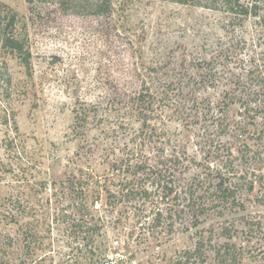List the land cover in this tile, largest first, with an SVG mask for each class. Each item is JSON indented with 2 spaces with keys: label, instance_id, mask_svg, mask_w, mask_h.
<instances>
[{
  "label": "rangeland",
  "instance_id": "1",
  "mask_svg": "<svg viewBox=\"0 0 264 264\" xmlns=\"http://www.w3.org/2000/svg\"><path fill=\"white\" fill-rule=\"evenodd\" d=\"M79 1L0 0V264H177L196 231L207 237L212 225L222 254L181 264H264V89L249 80L264 69V0L261 19L242 25L167 1L111 0L107 13L98 11L102 1ZM11 37L21 54L5 47ZM205 61L213 63L197 68ZM216 73L224 85L241 77L238 98L204 84ZM148 88L158 107L149 128L131 120L136 111L125 102ZM85 104L99 116L84 134L74 129ZM132 148L169 159L173 190L223 167L237 169L246 186L218 221L203 217L195 229L174 213L183 207L175 194L108 199L106 189L120 187L115 154ZM71 176L97 217L93 246L94 221L72 226L81 197L62 184ZM228 244L232 255H223Z\"/></svg>",
  "mask_w": 264,
  "mask_h": 264
},
{
  "label": "trees",
  "instance_id": "2",
  "mask_svg": "<svg viewBox=\"0 0 264 264\" xmlns=\"http://www.w3.org/2000/svg\"><path fill=\"white\" fill-rule=\"evenodd\" d=\"M28 3L33 4L35 0H27ZM72 4L77 3L78 0H68ZM102 1L99 5V12H108L110 10L111 0H96ZM160 1H167L171 3L180 4L183 6H193L197 8H204L214 11H221L231 15L232 20L237 22L239 25H242L245 20L250 17L259 18L261 19V8L260 5L262 0H250L249 2H245L244 0H160ZM79 4L87 5L88 8L90 7L89 0H80ZM264 22V18L261 19ZM15 24V17H12L9 25L12 27ZM5 47L21 54L23 52V46L18 39L15 37H11L5 43ZM207 63L212 62H204L197 66V68H201V70H207V67H210ZM203 67V68H202ZM259 67V66H256ZM252 68V67H251ZM251 73H248L246 76ZM256 73H252L254 78H249L252 84H256L261 86V89H264V69L262 72H258L257 76ZM206 81H204L205 85L207 83L211 87H218L219 85L228 86V99L234 100L238 98L240 95L234 93V88L237 89L238 86L245 84L241 77L239 76H231L227 79L225 85L223 84L224 81H218V73L216 74H207ZM257 80V81H256ZM158 86H160L158 84ZM148 93L141 94L137 96L133 101H125L127 102V109L128 111L134 112L136 114L134 116H130L131 120H134L136 117L137 121L143 123V127H150L151 120L154 119L158 107H156L157 99L154 93L150 94L149 92L151 89H147ZM241 91V93H243ZM240 93V94H241ZM245 95V94H243ZM243 98V97H241ZM246 99V96H245ZM87 104L85 105H78L75 109V125L77 132L86 133V125H90L89 122L97 118L99 114L96 112V108ZM225 106V103H224ZM247 109V108H246ZM98 119V118H97ZM243 128L242 126H239ZM239 128V129H240ZM242 130V129H240ZM241 138L244 136L242 134L239 135ZM238 136V137H239ZM169 159L162 157L159 159H151L146 152L142 148L136 149H129L128 151H119L118 154H115L114 161L111 163L110 168L113 174L117 175L119 178L120 187L113 193L111 190L106 189L107 197L110 200L116 198L117 196L125 198L126 201L132 203L137 199H146L150 200L153 192L160 191L165 192L164 196H170L175 194V198L178 201H181V206H183L179 211H174V213H178V218L185 222L192 224L194 223V228L198 229L200 226V219L201 218H211V222L218 221V215L222 214V209L226 206H230V201L234 204L237 202V195L239 191L244 189L246 185H243L241 181L243 179V174L240 175L239 171L233 167L231 164L232 169H216L210 171L209 175L199 176L198 180L196 181L195 186L187 187V191H180V187H178L179 191L172 189V187H168L167 176L173 177V165L169 164ZM232 163V162H231ZM75 176H71L68 178L64 183L63 186L67 190L69 195H74V198L81 197L80 202L73 207L74 219L71 221L72 226L75 225L76 228L79 229H86V226H91L93 228H97V217L94 215L93 209L88 203L85 201L83 202L82 199L85 198V192L80 191L82 188L78 181L74 178ZM166 181V184L162 186V184ZM254 184L251 183L248 190H254ZM177 188V187H174ZM155 190V191H153ZM180 203L178 204V207ZM173 214V213H171ZM160 216V215H158ZM89 220V221H88ZM176 219L174 218V224ZM174 224L172 226H174ZM212 230H210L209 235L206 237L205 230L198 229L195 233L196 243L195 247L192 250L182 251L180 255L181 257L177 258V264H181L182 260H191L196 259L200 261H206V255H209V252H214V255H221V251L218 248V245L214 243L216 240V231L215 226L212 225ZM93 231L92 235H90V242L93 246L95 243L96 236L100 235V229L98 231H94L96 229H90ZM90 231V232H91ZM88 232V234L90 233ZM230 238V235H228ZM85 239H89L88 236ZM228 248L223 255H232V252L235 248L234 245L228 244ZM107 264H110L107 262Z\"/></svg>",
  "mask_w": 264,
  "mask_h": 264
}]
</instances>
